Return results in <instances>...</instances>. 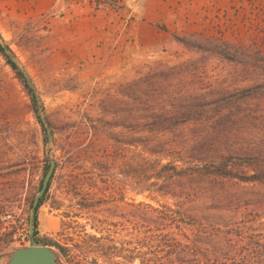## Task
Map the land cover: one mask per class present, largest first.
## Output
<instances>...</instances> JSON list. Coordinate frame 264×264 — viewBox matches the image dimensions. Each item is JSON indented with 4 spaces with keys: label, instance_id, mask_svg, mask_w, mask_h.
I'll return each instance as SVG.
<instances>
[{
    "label": "rangeland",
    "instance_id": "obj_1",
    "mask_svg": "<svg viewBox=\"0 0 264 264\" xmlns=\"http://www.w3.org/2000/svg\"><path fill=\"white\" fill-rule=\"evenodd\" d=\"M42 2L0 0V43L39 100L0 53V256L51 158L37 230L61 264H264V0L142 29L141 0ZM225 157L261 180L195 173Z\"/></svg>",
    "mask_w": 264,
    "mask_h": 264
},
{
    "label": "water",
    "instance_id": "obj_2",
    "mask_svg": "<svg viewBox=\"0 0 264 264\" xmlns=\"http://www.w3.org/2000/svg\"><path fill=\"white\" fill-rule=\"evenodd\" d=\"M2 46L9 59L16 65H18L15 60V57L8 50V48L5 45ZM23 73L27 84L30 86V88L36 95L29 76L24 71ZM41 120L45 125L47 134L49 136L50 132L45 117H41ZM48 163L49 165L42 179L38 193L33 198L31 204V213L29 217L28 228V244L19 247H13L9 252L2 254L0 256V264H61L58 260L57 250H55L52 246L39 243L34 238L35 209L38 205L39 199L44 195L48 182L55 169V161L53 159L49 158Z\"/></svg>",
    "mask_w": 264,
    "mask_h": 264
},
{
    "label": "trees",
    "instance_id": "obj_3",
    "mask_svg": "<svg viewBox=\"0 0 264 264\" xmlns=\"http://www.w3.org/2000/svg\"><path fill=\"white\" fill-rule=\"evenodd\" d=\"M0 53L3 56V58L6 60V63L13 70V72L15 73L16 77L19 79V81L22 84V86L24 87V89H25V91L27 93V96H28V98H29V100L31 102V106H32L33 110L35 112H37V107L39 105V100L36 97V95L34 94L33 90L27 84L22 69L20 67H18V65H16L14 62H12L9 59V57L5 53L4 48H3L1 43H0ZM39 122H40L41 127H42V140L45 143L47 141V139H48V134H47V131H46V128H45V125L43 124V122L40 119H39ZM228 162H229V158H227V157L221 158L217 164H211L212 168H210V166H205L204 169L196 170L195 173L197 175H200V176L213 175V176H220V177L237 178L240 181H246V182H249V181H260L262 176H263V173H261V172H258V173H255V174H252V175H249V176H242V175H237L235 173H231L226 168ZM48 165H49L48 161L45 160V165L43 166V176H44V174H45V172H46V170L48 168ZM53 174H54V172H53ZM53 174H52V176H51V178H50V180L48 182L46 190L49 188V185H50V183L52 181V178H53ZM41 182H42V179H41V181L39 183V186L41 185ZM46 190H45V192H46ZM43 201H44V195L39 199L38 205H37V207L35 209L34 238H35V240H37L40 243H43L45 245H49V244H47L45 242L44 238L38 236V230H37V222L38 221H37V214L36 213H37L38 207L43 203ZM29 205H30V203H29ZM57 247H58L59 251H61L62 253L66 252L64 247H61L60 245H57Z\"/></svg>",
    "mask_w": 264,
    "mask_h": 264
},
{
    "label": "crops",
    "instance_id": "obj_4",
    "mask_svg": "<svg viewBox=\"0 0 264 264\" xmlns=\"http://www.w3.org/2000/svg\"><path fill=\"white\" fill-rule=\"evenodd\" d=\"M52 0H43L42 4H47L49 5L51 3ZM196 2H198V4H196ZM200 3L201 0H191V3L189 4H185V5H170V3L166 6H164L163 10L160 9H156L157 7H160L162 2L158 1V0H141V11L139 13H137V15L135 16L133 22H131V26L135 25L136 29L140 28L142 29L143 27L147 28L148 26H150L151 21H154L153 19V13H165V12H169V13H178V12H182V13H189L191 11L193 12H197L200 10ZM35 5L36 10H39L41 12H43L45 10V8L47 6L45 5ZM170 5V6H169ZM144 7V8H143ZM198 7V9H196ZM82 9L81 7H75V6H69V8H67V10L69 11H76ZM145 9V11H144ZM132 14V13H131ZM150 14V15H149ZM139 26V27H138ZM133 29V30H136ZM136 36V33L135 35Z\"/></svg>",
    "mask_w": 264,
    "mask_h": 264
},
{
    "label": "built area",
    "instance_id": "obj_5",
    "mask_svg": "<svg viewBox=\"0 0 264 264\" xmlns=\"http://www.w3.org/2000/svg\"><path fill=\"white\" fill-rule=\"evenodd\" d=\"M14 243H16V246H23L28 243V231L27 230H21L20 233L16 236ZM15 245L10 244L9 250H11Z\"/></svg>",
    "mask_w": 264,
    "mask_h": 264
}]
</instances>
